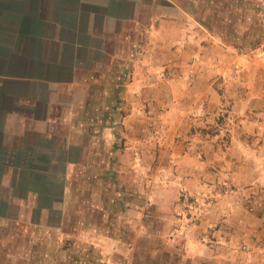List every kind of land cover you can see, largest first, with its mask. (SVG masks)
<instances>
[{
    "label": "crops",
    "instance_id": "1",
    "mask_svg": "<svg viewBox=\"0 0 264 264\" xmlns=\"http://www.w3.org/2000/svg\"><path fill=\"white\" fill-rule=\"evenodd\" d=\"M163 1L0 0V264H147L137 245L147 232L144 205L128 199L127 187L116 183L123 169L112 161L111 148L105 153L99 125L88 122L86 112L96 103L92 92H100L103 77L109 79L110 93L112 85L115 90L114 63L120 58L125 63L143 62L146 54L135 52L134 46H173L187 31L189 36L198 34L191 13L175 0H167L168 8ZM183 15L189 22H181ZM134 31L142 38L147 33L150 42L135 38ZM119 44L126 47L121 52ZM197 44L181 57L196 76V96L189 102L187 119L175 129L183 135L193 127L200 134L214 115L212 64L218 56L211 43L205 42L211 48L205 46L203 55ZM223 56L228 64L221 70L228 92L239 98V110L257 108L256 104L261 108L260 66L251 68V89L242 97L243 88L230 81L231 68L242 62L240 55ZM103 62L111 64L108 71H102ZM90 123L97 142L85 147ZM200 140L205 154L215 156L211 147L206 148L209 139ZM77 149H82L81 155ZM217 150L225 163L233 159L225 154L229 152ZM71 152L96 161L86 166L71 159ZM197 158L189 159V171L207 173L205 167L192 166L191 159ZM222 166L241 187L254 183L248 166ZM172 205L158 202L163 214Z\"/></svg>",
    "mask_w": 264,
    "mask_h": 264
},
{
    "label": "rangeland",
    "instance_id": "2",
    "mask_svg": "<svg viewBox=\"0 0 264 264\" xmlns=\"http://www.w3.org/2000/svg\"><path fill=\"white\" fill-rule=\"evenodd\" d=\"M175 1L197 21L200 31L192 36L202 55L208 42L218 56L212 64L216 97H211L214 115L209 125L203 126L200 134L194 127L188 135L181 134L179 128L175 131L180 121L187 119L189 102L196 96V76L188 71V64L181 62L197 42L190 39V31L173 46H134L135 52L146 54L143 62L125 63L120 58L114 63L115 90L112 85L110 93L109 79L103 77L100 92H92L91 101L96 103L86 112L87 121L99 125L97 130L105 139L106 151L102 152L108 153L111 148L112 161L123 169L116 183L127 187L128 199L144 205L147 232L137 240L144 262L264 264V96L261 108L256 104L257 108L242 112L239 98L228 92L221 70V65L228 64L223 55L239 54L242 62L231 68L230 81L243 88L240 96L245 97L251 89L247 76L254 65H259L262 71L257 86L264 92V0ZM162 4L168 8L170 3L165 0ZM170 11L166 10L167 16ZM182 17L181 22H189L186 15ZM137 35L142 34L134 31L135 38ZM142 39L150 42L147 33ZM206 47L210 51L211 46ZM125 48L119 44V52ZM110 66L103 62L102 71ZM139 72L144 75L138 76ZM91 123L86 126L85 147L97 142L91 135ZM201 137L209 139L206 148L211 147L215 156L205 154L204 142L198 141ZM217 149L229 152L225 154L233 159L225 163L216 155ZM78 151L81 155L82 149ZM195 155L198 158L191 159L192 166L205 167L207 173L191 174L189 159ZM71 159H79L86 166L96 161L77 158L74 152ZM222 162L224 167L234 163L248 166L254 173V183L243 187L236 184ZM159 201L173 204L169 213H162Z\"/></svg>",
    "mask_w": 264,
    "mask_h": 264
}]
</instances>
